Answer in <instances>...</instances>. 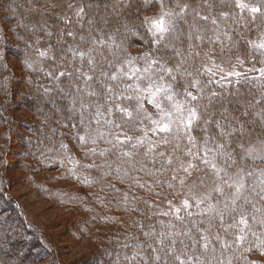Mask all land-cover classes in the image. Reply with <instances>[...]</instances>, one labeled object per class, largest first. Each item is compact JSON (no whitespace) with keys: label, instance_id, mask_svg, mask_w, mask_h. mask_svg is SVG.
<instances>
[{"label":"trees","instance_id":"1","mask_svg":"<svg viewBox=\"0 0 264 264\" xmlns=\"http://www.w3.org/2000/svg\"><path fill=\"white\" fill-rule=\"evenodd\" d=\"M106 1L104 5H108V11L104 5H99L100 0H0V121L5 117L3 110L11 106V93L16 82L7 63L9 59L16 60L26 72L33 59L41 57V69L33 72L26 82L31 90L28 95L33 97L31 103L40 108L46 123L52 120L50 126L58 119L62 125L71 123L74 116L81 119L79 102L76 105L78 114L71 115L69 112L73 98L81 96L86 103L95 102L94 98L84 96V92L99 90L102 81L114 89L124 90L126 77L123 82H112L103 73H117V70L125 73L129 57L136 50L143 53L148 61L158 59L166 67L173 68L171 76L164 79V83L171 85L173 98L188 107L190 97L187 93L196 96L197 101L192 104L202 113L203 119L195 122L186 133L181 131L179 135L170 137L169 142L162 143L163 147L158 150L149 151L143 146L119 151L105 148L109 161H112L110 169L98 172L92 168L89 176V183L93 190H100L98 199L103 202L102 207L100 204L96 207L106 208L105 213L108 214L133 212L144 220L133 228L124 223L123 227H128L134 234L126 236L112 249H104L96 256L93 254L95 262L132 264L125 258L139 252L136 264H157L154 260L157 252L153 251V248H158L156 242L162 234L172 236L178 233L190 256L200 255L203 251V241L198 244L192 241L199 240L201 235L208 236L209 248L201 256L202 260L206 259V264H217L218 260L223 264H264V223H261L264 221V200L255 193L249 197L251 204L241 200L237 202L238 206L227 207L221 214L172 215L152 209L154 200L176 193L185 174L181 163L186 165L189 160H194L186 156V152L191 149L193 153L202 155L206 140L213 148L219 143L226 146L208 157L221 168L223 176L232 179L249 166L264 169V160L241 156L233 147L241 142L249 147L264 139V119L261 118L264 106L257 103L248 108V101H259L264 94V49H256L253 44L254 31L264 33V15L256 14L253 19L251 14L237 9L233 0H180L189 8L176 20L175 38L158 44L142 26L145 17L159 12L158 0H151L148 4L144 0H119L121 4L130 2V6L115 9L111 5L117 0ZM255 1L264 13V0ZM165 2L174 6V0ZM80 8H84V13L77 15ZM196 16H207V21L222 17L221 36L214 32L212 35V32H200L202 27L195 24ZM190 34L192 38L188 39ZM100 38L106 43L95 45L94 55L98 61L95 77L86 84L80 74L92 75V72L87 62L74 57L73 52L87 51L93 47L91 41ZM40 52H47V56H40ZM197 52L199 55H195ZM210 58L213 62L209 61ZM62 71L72 75L60 77ZM77 88L82 91L78 93ZM124 95H132L131 90L124 91ZM120 102L121 99H114L109 107L114 111V105ZM225 110L229 119L238 116L242 122L247 121L245 130L251 134L250 137L243 141L238 135L220 138L221 131L236 127L229 126L222 118ZM245 110L250 114L240 116ZM89 111L94 116L95 108ZM84 118L91 120V130L96 135L106 130L102 120L97 124L87 113ZM206 120L208 123H205ZM217 123L220 128H217ZM85 126L81 124V128ZM38 135L42 148H49L50 155L59 156L52 164L65 169L60 162H65L68 156L70 136L62 134L57 127L49 130L48 126L39 129ZM121 151L136 155L122 157ZM168 159L172 160L171 165L167 163ZM3 181L0 178V264H37L38 240L43 236L27 225L21 205L10 193L7 182ZM139 199L141 204H138ZM3 205L9 213L1 210ZM241 212L248 216V227L244 239L237 240L240 231L229 226L239 220ZM17 216L22 223L17 221ZM47 245L50 264H62L55 247Z\"/></svg>","mask_w":264,"mask_h":264},{"label":"rangeland","instance_id":"2","mask_svg":"<svg viewBox=\"0 0 264 264\" xmlns=\"http://www.w3.org/2000/svg\"><path fill=\"white\" fill-rule=\"evenodd\" d=\"M106 2V0H100L99 5L103 6ZM233 2L235 4V0ZM245 2L250 6L258 7L255 0H245ZM106 10L108 11V7ZM244 12L251 14L247 10ZM157 14L149 15L148 17H153ZM199 17L201 16H196L197 23L195 24L200 25V28L202 27L199 30L200 32L203 31L207 34L212 32L210 35L214 32V34L221 36L222 17L221 19H213L216 21L214 24L212 23L213 20L204 22L205 20H201ZM177 28V22L175 21V30L166 40L175 38ZM253 39L256 49H261L258 45L264 44V33L260 30L254 31ZM40 58L33 59L26 72L23 71L16 60H7L16 82L11 93V106L7 110H3L5 117L0 121V178L7 182L10 187V193L21 205L27 225L43 236L39 240L37 239L39 245L36 250L38 255L36 257L38 259L37 264H50L47 256V247L49 245L47 244L55 247L62 264H98L100 262H95L96 257L92 256L93 254L96 256L102 250L112 249L113 245H118L126 236L134 234L128 227H137L140 225L141 220L144 219L137 214H133V212L125 211L126 214H108L105 213L106 208L103 210L97 208L96 205L100 204L102 207L101 203L103 202L100 198L98 199L100 190H93L92 185L89 183L90 172L92 168L98 172L101 169H104L105 172L110 169L112 161H109L110 158L107 157V151H104L106 147L115 151L120 149L127 150L131 147L128 143L113 147L117 135H120L121 140L124 139V135H121V133H126L128 136L133 137L134 143L136 139L144 138L143 133L137 130L143 129L148 132L143 148L158 150L163 147L161 143L163 134H153L150 131L151 125L149 122H139L144 113H147L153 119H160L161 114L147 102L150 97L145 94L139 102L133 100L129 105L130 110H134L139 107V104H143L140 116L136 120L122 119L121 114L115 108L112 111V115L105 114L102 121L104 122L106 119L114 123H102V125H106V130H100L104 134L103 139L99 138L91 128L89 129L87 126L81 128V119H77L76 116L67 125H62L58 119L50 126V121L48 123L45 122L40 108L31 103L33 97L28 95L31 90L26 82L34 74L33 72L41 69ZM145 58L143 53L136 50L129 57L131 63L128 61L125 66L127 76H132L135 69H141L139 73H136V75L141 77V87L148 84L149 76H151L153 81L159 82L157 67L154 65L149 67L150 61ZM209 61L213 62L211 58ZM145 68H148L149 71L144 72L143 69ZM127 76H125L127 84L140 82L135 81V78L128 80ZM158 99L166 112L170 110L175 112L171 108L170 102L162 97H158ZM173 102L181 104L175 99ZM119 104L123 106L128 104V102L122 101ZM184 107L186 110L187 106L184 105ZM77 111L69 112L73 115ZM180 118L181 113L175 112L172 117L174 130L177 127H182L179 123ZM219 122H221V118ZM115 125H121V127L117 128ZM43 126H48L49 130L57 127L62 134L70 136L68 137L69 143L67 146L68 156L65 162H60V165L64 164L62 167H65V169H59V166L52 164V161H55V158L59 159V156L50 155L49 148H42L38 130H42ZM7 127L9 128L7 129ZM87 131L92 132L93 137L96 139L95 144L89 141L87 145H83L78 139L79 136L85 135ZM108 141H112V143ZM261 142H264V139L249 146V148L254 149L251 158L264 160V150H262ZM91 149H95V151H90ZM101 151H104V155H100ZM192 162L197 167L190 169V175L188 173L184 174L183 178L180 179L176 193L174 195H166L162 200H154L155 205H153L152 209L172 215L185 213L221 214V211L227 209L225 208V203H229V208L233 207L230 204V195L233 189L222 183L221 177L225 176L221 174V168L217 165V170L214 171L199 160H193ZM253 167L249 166L238 173L240 176H245V173L250 171L252 176L245 177L246 186L249 189L256 188L259 190L262 186L260 179H264V169ZM237 178L236 174L232 177V179ZM232 179H229V183H231ZM217 187L222 188V194L214 191ZM205 197L207 199L204 203H198ZM185 201L188 202L190 207H184ZM140 202L141 200L139 199L138 204ZM209 205L215 206V212L209 211ZM178 209L179 212H177ZM1 210L5 214L9 213L4 205ZM15 218H17L19 223H22L21 218L18 216ZM124 223L128 226L127 228L126 226L125 228L123 227ZM125 245L126 243L123 246Z\"/></svg>","mask_w":264,"mask_h":264},{"label":"snow or ice","instance_id":"3","mask_svg":"<svg viewBox=\"0 0 264 264\" xmlns=\"http://www.w3.org/2000/svg\"><path fill=\"white\" fill-rule=\"evenodd\" d=\"M145 4H148L151 2V0H144ZM159 3V12L156 16L153 17H145L142 21V26L146 27L147 32L151 34V36L156 40V42L159 44L167 39V37L173 33L175 30V21L178 18H181L184 14H186L187 9L189 8V5L181 4L180 0H174V6L168 4L165 2V0H158ZM114 9L117 7H126L130 6V2L128 4H121L119 0H117V3H114L111 5ZM71 7V6H69ZM91 7V5H89ZM108 5H105V8H107ZM235 7L239 8L241 12L247 10L249 13L252 14L253 19H255L256 14L264 15V13L261 12V9L259 7L250 6L248 3L245 2V0H235ZM179 9V11H177ZM84 13V8H80L77 12V15H81ZM201 20L207 21L209 18L207 16H201L199 17ZM216 21L213 20L212 23L214 24ZM51 35V33H49ZM68 35H71V33H68ZM192 35L190 34L188 36V39H191ZM199 38V37H197ZM106 42L103 40V38L100 39H93L91 41V44L93 47H90L87 51H79V52H73V56H78L82 62L86 61L89 70L92 72V75H88L86 73L81 72L80 76L83 77L85 80V83H89L94 80L95 72H96V64L98 61L95 58V45L97 44H105ZM260 48H264V44L258 45ZM40 56L46 57L47 52H40ZM195 55H199V53H195ZM147 59V57L145 58ZM131 63V61H129ZM157 65L156 71L160 73L158 79L159 82L153 81L151 76L148 77V84L144 87H141V77L136 75V73H139L141 69H135V72L132 76H127V73L121 72L120 70H117V73H103V75L106 77L108 81L112 82H123L124 77L127 76L128 80H133L135 78V81L140 82H134V83H128L125 84L124 90H117L114 89L113 86L101 82L100 83V89L99 90H88L84 92V96L88 98H94L95 102L89 101L85 102V100L81 96H77L73 98L72 100V108L70 111L77 110L76 105L77 102H79V111L81 113V124H86L87 127L91 128V120H85L84 116L87 113L89 117H92L95 119V122L99 124L102 119L105 117V113L107 115H112V107H109V104L114 99H121L122 101H127L128 104H124L123 106L121 104L114 105L117 112L121 114L122 119L127 118V120H136L140 116V112L143 109V104H139V107L134 110H130L129 105L133 100L139 102L142 97H144L145 94H147L150 99H148V103L151 104L154 108L158 110V113L161 114L160 119H153L151 116H149L147 113H144L143 117L139 120L140 123H144V121L149 122L151 125L150 131L153 134H163L161 143L167 144L169 142L170 137L177 136L183 132H187L190 130L193 126V124L200 119H203L202 113L197 110V108L192 104V102L197 101L196 96H192L191 93H187V97H190L188 104L189 106L185 110L184 105L176 104L174 103L173 95L171 94V85L164 83L165 76H171L173 72V68L166 67L164 64H161L158 59L152 58L150 60V65ZM144 72H148L149 69L145 68L143 69ZM119 73V74H118ZM264 74V73H262ZM48 75H52V73H49ZM71 73L68 72H60L59 76H71ZM239 75V74H237ZM58 79L59 77H54ZM79 78V77H78ZM174 79V77H173ZM195 87V84L193 85ZM131 90L133 93L132 95H124V91ZM82 90L77 88V92H81ZM117 91H119V96H117ZM158 97H162L164 100L170 102L171 108L175 110V112L181 113L180 118V125L182 127H177L175 130L173 128L174 121L172 117L175 115L174 111H165V108L162 106L161 101L158 99ZM261 104V106H264V94L261 95V98L259 101H248V108H253L255 104ZM90 108H95V114L93 116V113L89 111ZM250 113L245 110L240 113V116H248ZM229 114L227 113V110H225V113L223 115V119L228 122L229 126L235 125L236 127L232 128L230 131H221L219 133V136L221 139L231 137L233 135H238L240 140L243 141L246 138L250 137L251 134L246 133L245 130V124L247 121H241L240 117L238 116H231V119L228 118ZM261 118L264 119V114H261ZM106 124H112L113 121L110 120H104ZM205 123H208L206 120ZM117 128L121 127V125H115ZM217 128H220L221 125L217 123ZM138 131H141L143 133L144 138H138L133 143V137L128 136L126 133H121V135H124V139H120V135H117L115 137V143L113 144V147H117L118 145H124L125 143H128L131 148L135 149L137 146H143L145 144V140L148 137V132L144 131L143 129H137ZM97 136L101 139L104 138V134L101 132L97 133ZM78 139L81 141L83 145H87L89 141H91L93 144H95L96 139L93 137L91 131L85 132V135L79 136ZM109 143H112V141H108ZM250 143V139L248 140ZM191 143V140H190ZM213 143H215L213 141ZM262 143V150H264V142ZM195 147V145L193 144ZM226 146L223 143L215 144V147H210L208 144V141H205V144L203 146V154L197 155L196 153H193L191 149H189L186 152V156L192 157L194 160H199L201 163H203L206 166H209L214 171L217 170V164L212 162L208 157L212 155L214 152H219L221 149H224ZM233 147H235L238 150V154L241 156L247 155L251 157L253 155L254 149L249 148L247 144L241 142L239 144H234ZM90 151H95V149H91ZM107 151V150H104ZM104 151L100 152V155H104ZM149 151H152V148H149ZM197 151H200L198 149ZM120 155L122 157H129L132 158L136 155L134 152L129 151H121ZM160 155L163 156V153ZM167 163L169 165L172 164V160L168 159ZM181 169L185 172L190 173V169L196 168L197 165L192 162V160H189L187 164L181 163L180 165ZM238 177L237 179H232L231 183H229V179L231 178H225L221 177L222 183L226 185L228 188L233 189L231 195H230V204L233 206H238L237 202L243 200L245 203L251 204V200L249 197L255 193L257 197H259L261 200H264V179H260V184L262 185L259 190L256 188L249 189L247 185V181L245 177H251L252 173L247 172L245 173V176H240L239 173L236 174ZM214 191L220 192L222 194L223 190L220 187H217L214 189ZM207 197L202 198L198 203H204ZM184 207L188 208L190 205L187 201L184 203ZM229 207V203H225V208ZM252 207L255 209V205L253 204ZM235 210V208L233 209ZM259 211V209H256ZM209 211L215 212V206L209 205ZM179 212V209L177 210ZM179 218V217H178ZM255 217H253L254 219ZM261 223H264V221H261ZM230 228H236L240 231L241 235L237 237V240H243L244 239V233L248 227V216L244 212L240 213V218L237 220L233 225L229 226ZM145 235H148L145 233ZM181 234H173L172 236H169L167 234H162V238L156 242L158 244V248H153L154 252H157V255L154 257V260L157 262V264H206V259L202 260L201 256L204 255V253L209 248V238L207 235H201L199 240L192 241L193 244H198L200 241H203L201 244V248L203 251L200 255H189L188 251L185 250L186 246L184 244L183 239H179V236ZM186 235V234H184ZM210 235V234H209ZM175 237V238H174ZM191 239V237H189ZM217 240H219V237L217 236ZM226 247H230V245H225ZM162 253V255L160 254ZM140 255L139 252L135 253L131 257H126V260H130L132 264H136L137 257ZM217 264H223L222 261H217Z\"/></svg>","mask_w":264,"mask_h":264}]
</instances>
